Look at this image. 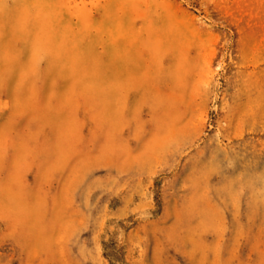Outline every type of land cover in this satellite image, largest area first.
<instances>
[{
	"label": "rangeland",
	"instance_id": "1",
	"mask_svg": "<svg viewBox=\"0 0 264 264\" xmlns=\"http://www.w3.org/2000/svg\"><path fill=\"white\" fill-rule=\"evenodd\" d=\"M0 264H264V0H0Z\"/></svg>",
	"mask_w": 264,
	"mask_h": 264
},
{
	"label": "bare ground",
	"instance_id": "2",
	"mask_svg": "<svg viewBox=\"0 0 264 264\" xmlns=\"http://www.w3.org/2000/svg\"><path fill=\"white\" fill-rule=\"evenodd\" d=\"M77 212V211H76ZM88 228V227H87Z\"/></svg>",
	"mask_w": 264,
	"mask_h": 264
}]
</instances>
